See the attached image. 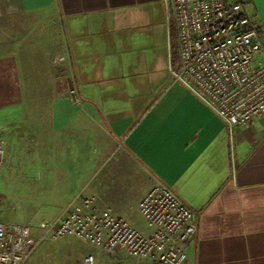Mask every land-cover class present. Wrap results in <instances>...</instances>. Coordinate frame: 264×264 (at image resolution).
<instances>
[{
  "label": "crops",
  "instance_id": "1",
  "mask_svg": "<svg viewBox=\"0 0 264 264\" xmlns=\"http://www.w3.org/2000/svg\"><path fill=\"white\" fill-rule=\"evenodd\" d=\"M227 1L264 20V0ZM44 10L61 20L64 70L29 84L15 47H2L6 166L28 156L52 187L59 171L79 165L86 174L94 163L67 204L84 190L97 196L99 209L122 217L132 207L123 195L139 186L131 204L139 202L159 180L197 216L184 264H264V116L248 128L230 126L174 80L178 54L165 0H0V19ZM114 153L134 161L120 157L110 172L123 187L109 185L111 178L90 183L102 156Z\"/></svg>",
  "mask_w": 264,
  "mask_h": 264
},
{
  "label": "built area",
  "instance_id": "2",
  "mask_svg": "<svg viewBox=\"0 0 264 264\" xmlns=\"http://www.w3.org/2000/svg\"><path fill=\"white\" fill-rule=\"evenodd\" d=\"M165 5L178 54L174 80L230 126L248 128L264 116V20H254L242 4L227 0H165ZM5 155L0 144V170ZM2 202L0 192V208ZM134 213L141 226L131 215L99 209L97 196L83 190L54 220L41 223L39 240L32 227L0 220V264H27L41 242L63 238L87 246L78 264H101L103 254L118 252L133 264L186 262V246L198 232L197 216L172 188L155 181Z\"/></svg>",
  "mask_w": 264,
  "mask_h": 264
},
{
  "label": "rangeland",
  "instance_id": "3",
  "mask_svg": "<svg viewBox=\"0 0 264 264\" xmlns=\"http://www.w3.org/2000/svg\"><path fill=\"white\" fill-rule=\"evenodd\" d=\"M60 22L56 10L21 14L13 19H0V54L3 52L2 47H15L22 62L25 82L27 80L29 84H43L47 83L48 78L55 79L63 74V65L56 62L64 55L66 48V39ZM27 139L25 138L26 141ZM104 155L101 159L104 158L103 161L106 162L90 183L96 184L100 180L111 178L109 185L112 183L114 187L120 186L121 183L119 184L113 176H110L113 175L112 168L118 163L120 157L122 162L134 163V161L115 153L109 157L106 156L107 154ZM33 168L34 166L28 161V156L23 162L11 167H7L5 161L0 170V192L3 195L0 220L32 227L33 237L39 240L41 223L52 221L61 213L67 205L66 200L79 188L82 180L92 177L94 163L90 165L89 172L86 174L79 170V165L69 166L67 171H59L58 177L56 176V179L52 181V187L46 180L47 172L34 171ZM133 173H138L140 180L145 181V175L141 171H133ZM139 190V186H136L132 192L124 194L122 198L127 206L132 205L128 214L132 216L136 224L141 226L142 219L134 213L139 202L131 204L136 200ZM86 251L87 246L76 238L48 239L39 244L27 264H78L80 257ZM133 263L134 260L123 252H118L116 255L103 254L101 257V264Z\"/></svg>",
  "mask_w": 264,
  "mask_h": 264
}]
</instances>
